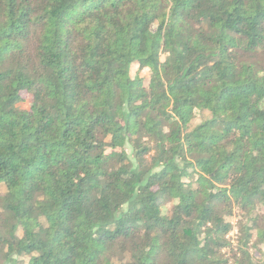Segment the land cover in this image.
<instances>
[{"label":"trees","instance_id":"obj_1","mask_svg":"<svg viewBox=\"0 0 264 264\" xmlns=\"http://www.w3.org/2000/svg\"><path fill=\"white\" fill-rule=\"evenodd\" d=\"M1 188L0 264H264V0H0Z\"/></svg>","mask_w":264,"mask_h":264},{"label":"rangeland","instance_id":"obj_2","mask_svg":"<svg viewBox=\"0 0 264 264\" xmlns=\"http://www.w3.org/2000/svg\"><path fill=\"white\" fill-rule=\"evenodd\" d=\"M146 73H147V69H145L144 71H142V75H145ZM23 98H24V100H23V102L21 103V106H22V107H28V106H29V103H30L31 100H32L31 95H29V94H27V93H24V94H23ZM127 149H128V151H129V153H132V149H131L129 146H127ZM204 189H205V188H202V190H204ZM1 190H2V188L0 189V193H2ZM169 205H171V204H169ZM233 220H234V223H235L237 219L234 218ZM130 236H131V238L135 237V236H136L135 231H131V232H130ZM228 237H229L232 241H234V243H236V242H237V230L234 229V230L228 235ZM126 243H129V242H126ZM127 248L130 249V244L127 245ZM128 251H129V250H128Z\"/></svg>","mask_w":264,"mask_h":264}]
</instances>
